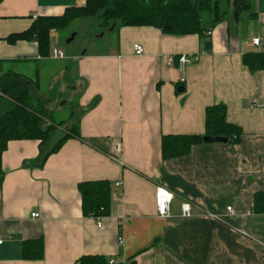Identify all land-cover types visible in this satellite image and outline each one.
<instances>
[{
  "label": "crops",
  "instance_id": "obj_1",
  "mask_svg": "<svg viewBox=\"0 0 264 264\" xmlns=\"http://www.w3.org/2000/svg\"><path fill=\"white\" fill-rule=\"evenodd\" d=\"M82 1L0 0V77L13 71L53 82L65 70L79 94L74 114L83 111L82 139L68 140L43 168L34 165L38 141H12L0 156V264H77L87 255L117 264H264V214L251 211L255 195L264 193V71L251 73L242 63L262 50L254 39L264 45V0L255 1L254 20L245 13L217 26L209 54L198 35L153 27L116 26L113 41L57 66L39 64L60 61L51 57L53 38L48 58L34 41H6L38 17L61 16ZM136 45L144 54L136 55ZM182 55L200 61L180 70ZM216 105L242 129L240 144H201L164 160L162 137L204 136L206 109ZM94 181H109L121 195L101 227L84 217L78 191ZM159 187L175 194L167 219L157 214ZM183 203L192 205L193 217L182 216ZM39 239L44 257L24 259L23 245Z\"/></svg>",
  "mask_w": 264,
  "mask_h": 264
},
{
  "label": "trees",
  "instance_id": "obj_2",
  "mask_svg": "<svg viewBox=\"0 0 264 264\" xmlns=\"http://www.w3.org/2000/svg\"><path fill=\"white\" fill-rule=\"evenodd\" d=\"M256 0H86L82 6L68 7L61 16H40L31 27L10 35L6 41H34L39 55L48 58L52 33L67 29L74 21L94 19L100 29L117 27H153L164 34L175 36L198 35L202 39V51L211 52L212 33L220 24L233 18L238 22L244 13L255 19ZM243 66L251 73L264 71V48L258 53H247ZM34 83L26 76L13 71L0 77V156L12 141L34 140L39 142V156L35 167L43 168L50 156L57 153L70 139H82L80 119L74 112L70 120L56 123L49 117L45 102L34 96ZM37 103L40 107L33 105ZM76 118V119H75ZM63 137L52 144L58 130ZM242 129L227 120L223 105L206 109V134L163 136L161 142L164 160L188 155L192 148L204 144L205 137L227 138L228 145H239ZM3 174L0 173V187ZM84 217L101 221L111 215L113 187L109 181L84 182L78 186ZM254 214H264V193L255 195ZM24 259L38 261L44 257L42 239L30 240L23 245ZM77 264H110V258L87 255Z\"/></svg>",
  "mask_w": 264,
  "mask_h": 264
},
{
  "label": "rangeland",
  "instance_id": "obj_3",
  "mask_svg": "<svg viewBox=\"0 0 264 264\" xmlns=\"http://www.w3.org/2000/svg\"><path fill=\"white\" fill-rule=\"evenodd\" d=\"M85 2L86 0H83L80 5H84ZM111 28L100 29L97 26L96 20L94 19L76 20L67 29L54 33L52 36V38L55 40L52 49L62 51L67 59L65 58V60H60L58 63L44 61L39 62V64L50 63L52 66L65 65L68 58H70L72 55L79 53L81 54L86 50L91 51L92 49L97 48V46H94V44H104L108 43L109 41H113L115 35L112 33L113 31H111ZM73 35H75L74 39L69 42ZM103 48L104 47L102 46L100 49L102 50ZM62 68L64 69V67ZM60 69L61 68H59L57 71ZM63 73L64 74L61 77H57L53 82H50L47 76L43 78L41 82L38 80L36 81L35 78H29L26 76L32 81V83H34V96L39 100V102H45L49 117H51L57 123L63 122V120L68 119L69 116L72 115L74 112L73 110L77 106V98L79 96L77 91L71 90L70 87L72 85L69 84L70 80L67 76H65V70H63ZM33 105L40 109L37 103L33 102ZM80 114V111L75 112L77 117H79ZM62 131V129L58 130L56 137H61L63 135ZM208 217L211 218L210 215ZM219 220L220 218L218 221Z\"/></svg>",
  "mask_w": 264,
  "mask_h": 264
},
{
  "label": "built area",
  "instance_id": "obj_4",
  "mask_svg": "<svg viewBox=\"0 0 264 264\" xmlns=\"http://www.w3.org/2000/svg\"><path fill=\"white\" fill-rule=\"evenodd\" d=\"M253 45L256 47H259L261 49L264 48V45L259 38L253 40ZM134 50H135L136 55H138V56L144 54V48L141 45H136L134 47ZM51 57L53 59H57V60H63L66 58V56L57 49H53ZM176 59H177V62L179 64L180 70H183L187 66L197 64L200 61V56H198V55H193V56L192 55H182ZM174 61L175 60L171 58L169 60V63H173ZM115 188L117 190H119L120 184H116ZM120 196H121L120 193H118L117 191L114 192L112 195L113 201L118 200L120 198ZM155 199H156V207H157L158 216L160 218H163V219L170 218L172 216V203L175 200V194L173 192L167 190L164 187H159L156 190ZM181 209H182V216L184 218L193 217V209H192V205L190 203H183ZM227 212L232 214L233 213L232 208H228ZM32 217L33 218H39L40 215L39 214H32ZM210 217L212 219H216V220L219 219V217L216 215H210ZM98 226L101 227V221L98 222ZM2 244H3V241L0 239V245H2ZM119 244L120 245L123 244L122 237L119 238ZM110 264H117V263L114 259H111Z\"/></svg>",
  "mask_w": 264,
  "mask_h": 264
},
{
  "label": "water",
  "instance_id": "obj_5",
  "mask_svg": "<svg viewBox=\"0 0 264 264\" xmlns=\"http://www.w3.org/2000/svg\"><path fill=\"white\" fill-rule=\"evenodd\" d=\"M116 25H113L111 28V31H114ZM75 35L72 36L71 40H69V42H71L74 39ZM203 143L205 145H213V144H227L228 143V139L227 138H213V137H205L203 139Z\"/></svg>",
  "mask_w": 264,
  "mask_h": 264
}]
</instances>
